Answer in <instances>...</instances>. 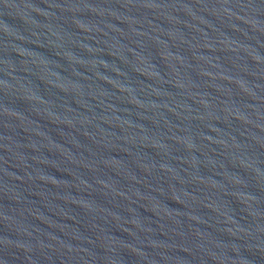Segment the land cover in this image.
<instances>
[{
    "label": "water",
    "instance_id": "obj_1",
    "mask_svg": "<svg viewBox=\"0 0 264 264\" xmlns=\"http://www.w3.org/2000/svg\"><path fill=\"white\" fill-rule=\"evenodd\" d=\"M0 264H264V0H0Z\"/></svg>",
    "mask_w": 264,
    "mask_h": 264
}]
</instances>
